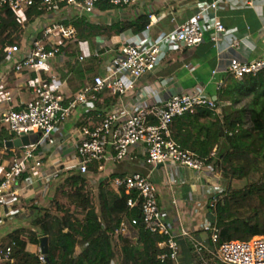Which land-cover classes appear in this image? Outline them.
<instances>
[{"label": "built area", "instance_id": "1", "mask_svg": "<svg viewBox=\"0 0 264 264\" xmlns=\"http://www.w3.org/2000/svg\"><path fill=\"white\" fill-rule=\"evenodd\" d=\"M103 0H0V9L8 8L13 12L35 8L41 14L55 16L56 21L48 24L41 31V39L34 38L30 51L22 53L18 45L6 46L0 63L17 56L14 65L16 72L32 70L37 79L29 84L32 92L30 101L20 109L9 107L11 93L0 94V104H7L0 109V130L13 135V139L39 133L40 140L28 146L13 149L12 159L7 168L2 169L0 183V218L2 209H9L22 197V193L47 194L51 181L57 176L76 171L86 175L89 167L96 162L97 169H103L107 161H125L131 149L140 148L145 156V164L152 169L167 162L175 163L180 169H188L196 174L205 172L210 165L193 154L183 151L170 138V127L175 118L193 114L198 108L207 107L218 111L214 100L206 99L198 93L175 92L163 102L144 104V91L139 89L128 107H115L104 113L99 125L82 126L79 129V140L75 145L74 157L62 164L45 167L42 151L45 145L54 143L53 135L61 129L78 109H84L89 101L107 93L121 98L135 88L136 82L147 72H151L167 55L179 49H192L203 41L207 23L213 20L214 35L217 42L225 28L217 22L215 14L224 0H208L198 6L185 23L166 35L152 41H144L138 37L122 40L117 46L109 63V72L95 76L90 85H86L73 95H65L64 84L55 76L40 77L45 73L47 63L62 55L60 48L64 41H76V30L72 26H64L60 21L63 12H75L74 17L93 14L97 4ZM114 8H131L141 0H106ZM210 17V18H209ZM148 27V26H147ZM146 27V28H147ZM80 45V42L78 43ZM82 45V44H81ZM47 47V48H46ZM234 48L233 43H229ZM107 50L105 53L107 55ZM113 52V51H109ZM108 52V53H109ZM83 56L78 57L79 61ZM264 69V59L254 62H240L230 59L227 72L236 80L246 75H255ZM115 186L124 189L128 195L127 206L138 205L145 230L157 234L163 240L157 243L160 250L168 253L158 256L160 263L166 260L179 264V248L171 225L164 219L159 209L157 192L148 176L133 174L114 180ZM220 196L212 195L209 208L214 209ZM135 224V222H132ZM120 233L125 232V224H120ZM203 231L209 236L212 250L209 253L220 264H264V235L252 237L247 241L220 242L219 231L213 223L206 224ZM185 236L187 233L182 232ZM191 249L198 261L202 262L204 253H208L203 243L193 242ZM11 248H0V263L9 260ZM40 264H50L46 255L37 250Z\"/></svg>", "mask_w": 264, "mask_h": 264}, {"label": "crops", "instance_id": "2", "mask_svg": "<svg viewBox=\"0 0 264 264\" xmlns=\"http://www.w3.org/2000/svg\"><path fill=\"white\" fill-rule=\"evenodd\" d=\"M206 1L208 0H141L139 4L131 8H113L107 11L96 8L89 18L95 24H99L100 19H104L103 24L105 25L119 21H131L141 14H147L150 23L144 31L138 34L127 30L119 35H112L110 38L103 36L93 39L92 42H80V45H77L78 54L74 60H77L80 55L84 58L99 56L97 51L102 48L114 52L122 40L132 37H138L147 42L156 40L185 23L197 12L198 6ZM24 12H14L20 19V27L4 43L0 40V49L16 44L22 53L29 52L33 39L39 37L48 24L56 21L55 16L41 14L25 25ZM74 15H76L75 12L66 11L60 15L59 20H70ZM2 17L5 15L2 14ZM215 17L217 22L225 28L217 42L212 40L214 23L210 19L203 34V41L197 47L167 53L153 71L142 75L136 82L135 88L121 98L103 93L95 100L89 101L84 109H78L53 135L54 143L45 145L42 151L44 166L47 168L62 164L73 158L75 145L79 140L80 127L97 126L108 110L115 107H128L139 89L144 91L143 101L146 105L166 101L170 95L179 91L198 93L203 98L216 100L220 87L226 84L229 76L227 66L230 59L235 58L240 62L264 59V0H224L220 3ZM11 40L16 41L14 44H9ZM229 43H233L235 47L230 48ZM108 52L107 55L106 53L100 55L101 61L97 68L85 75L83 79L72 77L69 83L66 79L59 78L58 71L67 59L64 53L49 61L46 72L38 76L57 77L64 84V94L71 96L86 85H90L88 79L109 72L112 55ZM17 59L18 57L14 56L0 63V94L4 91L11 93L12 100L9 107L13 109H20L30 101L32 92L29 84L37 79V73L32 70L16 72L14 65ZM229 104L227 102L224 105ZM6 105L0 104V109ZM222 135L221 130V138ZM219 143L211 153L212 157H216L222 151L224 144L222 140ZM12 150L7 149L5 145L0 147V179L2 169L7 168L10 163L8 152ZM97 167L98 164L95 169H89L88 175H85L87 183L90 186L97 185V187L100 183H107L115 192L118 191L114 184L115 179L133 174L149 177L156 188L159 209L173 229L179 248V264H220L209 253L212 246L208 234L203 231V227L211 223L208 217L211 216L214 219L212 209L209 208L211 196H220L225 190L221 184L223 179L214 172L211 165L201 174L188 169H180L173 162H167L152 169L145 164L142 150L134 148L130 150L125 161H107L103 163L101 171ZM64 176H58L54 180H62ZM54 180L51 181L47 194H31L24 191L20 199L10 203L9 209L7 207L2 209L4 215L0 218V244L8 233L29 225L36 214L35 207L48 206ZM182 232L187 235L183 236ZM193 242L203 243L207 249L208 253H204L202 262L198 261L199 258L191 249ZM27 250L37 253L38 248L29 244Z\"/></svg>", "mask_w": 264, "mask_h": 264}, {"label": "trees", "instance_id": "3", "mask_svg": "<svg viewBox=\"0 0 264 264\" xmlns=\"http://www.w3.org/2000/svg\"><path fill=\"white\" fill-rule=\"evenodd\" d=\"M96 8L107 11L114 7L100 1ZM24 14V24L28 25L41 12L29 8ZM90 15L62 21L64 26H72L77 35L75 42L64 41L60 48L67 57L58 71L61 80L66 79L70 83L72 77L83 79L97 68L100 55L107 51V48H102L97 51L99 56H90L79 62L78 58L74 60L79 42H92L103 36L110 38L127 30L138 34L150 23L147 14L109 25L91 22ZM0 16V40L4 43L13 32L18 31L20 19L6 7L0 9ZM37 39H41V34ZM15 41L11 40L9 44ZM3 50L0 49V57L4 55ZM91 81L93 79H88L89 84ZM243 99L247 100L245 107L235 108L234 105ZM214 102L218 113L202 107L193 114L175 118L170 127V138L183 151L203 160L205 165H211L227 181L226 189L212 209L220 242L247 241L264 235V69L255 75H246L240 81L229 75ZM227 102L230 104L224 105ZM8 134L0 130V147L14 138ZM221 140L224 144L222 151L212 157L211 153ZM8 154L12 159V151ZM96 166L94 162L89 169ZM255 175L259 178L245 188L232 189L234 179L247 181ZM85 177L73 171L60 181L49 201L59 215L52 214L47 207H35L36 214L30 221L32 229L27 237L23 236V229L6 235L0 248L10 247L11 255L8 261L0 264H40L37 253L29 252L27 246L32 244L39 249L42 237L47 238L45 255L50 264H113L114 261L118 264H173L168 259L160 263L159 254L168 253L167 249L157 247L163 238L145 230L138 205L134 208L127 206L128 195L123 188L115 192L109 184L100 183L96 203H93L85 194ZM58 195L68 197L70 204L66 207L60 204ZM122 222L125 224L123 234L119 231Z\"/></svg>", "mask_w": 264, "mask_h": 264}, {"label": "rangeland", "instance_id": "4", "mask_svg": "<svg viewBox=\"0 0 264 264\" xmlns=\"http://www.w3.org/2000/svg\"><path fill=\"white\" fill-rule=\"evenodd\" d=\"M60 21H64V20H60ZM52 22H54V21H52ZM103 22H104V19H100L99 23H103ZM246 102H247V100L246 99H243V100H241L240 103L234 105V107H236V108L245 107ZM8 135H10V134H8ZM214 172L216 173V171H214ZM219 176L221 177V175H219ZM258 178H259V176L255 175L252 178L248 179L247 181L246 180H237V179H234L231 182V187H232V189H243V188H245L247 186L248 183H252L253 181H256ZM54 181H56V182L53 183V186L51 188L50 198H52L54 196L55 190L57 189L60 181H62V180H59V181L54 180ZM221 184H222V187L224 189H226V187H227V181L223 180V182ZM97 189H98L97 185L90 186L89 183H87L86 188H85V194H86L87 198L91 202H93V203H96L95 198H96V194H97ZM57 198H58L59 203L62 204L63 206H65V207L70 204V201L68 200V197H64L62 195H58ZM47 208H48V210L51 211L52 214L55 213V214L59 215V213L55 212V210H54V204L49 203L48 206H47ZM208 218H209V222H211L213 224L214 223V219H212L211 216H209ZM21 229L24 230L23 236L24 237H27L28 231L32 229L31 226H30V222H29V225L27 227L21 228ZM75 251L78 253L79 252V249L76 248ZM113 264H118V261H114Z\"/></svg>", "mask_w": 264, "mask_h": 264}, {"label": "water", "instance_id": "5", "mask_svg": "<svg viewBox=\"0 0 264 264\" xmlns=\"http://www.w3.org/2000/svg\"><path fill=\"white\" fill-rule=\"evenodd\" d=\"M106 1V0H103ZM222 134V133H221ZM41 138V135L39 133L31 134L29 136H23L21 138L13 139L10 141L5 142V147L7 149H19L25 146H28L30 144L37 143ZM40 249L41 252L46 254L48 250V245H47V238L42 237L40 239Z\"/></svg>", "mask_w": 264, "mask_h": 264}]
</instances>
